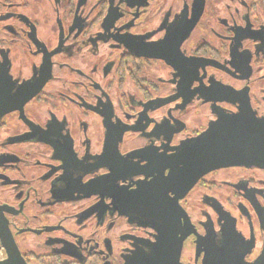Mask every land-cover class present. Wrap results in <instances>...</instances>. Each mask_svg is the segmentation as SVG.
I'll return each mask as SVG.
<instances>
[{
  "label": "flooded vegetation",
  "instance_id": "1",
  "mask_svg": "<svg viewBox=\"0 0 264 264\" xmlns=\"http://www.w3.org/2000/svg\"><path fill=\"white\" fill-rule=\"evenodd\" d=\"M17 259L264 264V0H0Z\"/></svg>",
  "mask_w": 264,
  "mask_h": 264
},
{
  "label": "water",
  "instance_id": "2",
  "mask_svg": "<svg viewBox=\"0 0 264 264\" xmlns=\"http://www.w3.org/2000/svg\"><path fill=\"white\" fill-rule=\"evenodd\" d=\"M220 142H221V148L224 149L223 146L225 145V143L223 142V140H221ZM0 264H24V263L17 259L16 262H8V261H5V262H0Z\"/></svg>",
  "mask_w": 264,
  "mask_h": 264
},
{
  "label": "trees",
  "instance_id": "3",
  "mask_svg": "<svg viewBox=\"0 0 264 264\" xmlns=\"http://www.w3.org/2000/svg\"><path fill=\"white\" fill-rule=\"evenodd\" d=\"M254 2H255V4H256V5H258V6H259V5H261V4H262L263 0H254Z\"/></svg>",
  "mask_w": 264,
  "mask_h": 264
}]
</instances>
